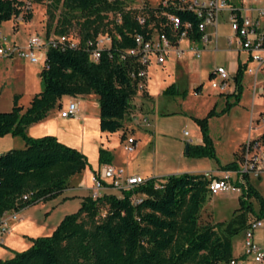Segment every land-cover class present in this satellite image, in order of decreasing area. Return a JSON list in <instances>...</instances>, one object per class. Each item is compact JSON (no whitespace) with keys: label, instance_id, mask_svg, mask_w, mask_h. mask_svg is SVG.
I'll list each match as a JSON object with an SVG mask.
<instances>
[{"label":"trees","instance_id":"trees-1","mask_svg":"<svg viewBox=\"0 0 264 264\" xmlns=\"http://www.w3.org/2000/svg\"><path fill=\"white\" fill-rule=\"evenodd\" d=\"M53 3L55 9L62 8V13L59 18L51 15L47 35L71 36L70 30L76 21L80 25L76 37L80 44L77 49L65 51L49 48L46 66L40 74L41 92L27 108L19 106V96H15L13 109L0 111V139L11 135L22 138L26 144L25 149L0 155V223L5 213L20 212L57 197L68 189L74 176L88 167L92 169L84 154L60 142L56 136L32 138L28 135V129L44 121L57 106L61 110L64 97L98 96L101 132H122V139L125 138L124 120L131 111V100L146 89L139 90L140 79L131 77L144 68L138 56L126 55L124 60L122 56L136 48V35L148 39V25L154 23L160 28L159 23L164 21L162 8L144 7L148 18L140 25L136 15L125 11L118 0H53ZM116 13L121 14V23L109 20V14ZM176 14L182 21H190L194 26L197 23L192 13ZM20 16L26 22L33 17L26 10V2L0 0V26ZM164 32L174 43L169 29L164 28ZM104 34L110 35L112 43L95 64L90 61L87 43ZM200 36L195 29L189 33L191 41L200 40ZM243 70L239 64L235 93L231 94L236 101L241 92ZM200 90L201 86L195 88V94ZM185 93L179 92L175 84L163 92L168 96ZM215 114L211 110L203 119L193 118L200 128L203 145H190L189 156L215 158L207 130V120ZM242 148L243 144L234 152V162L222 171L236 167ZM99 153L100 165L112 163L109 150L101 148ZM235 185L241 189L239 207L227 221L214 224L199 222L209 195V180L203 174L146 179L144 184L125 189L120 195L106 193L97 198L88 195L79 210L67 214L53 234L32 238L31 247L15 251L13 257L0 260V264H226L234 256L232 238L252 219L264 218V197L249 179L242 176ZM137 197L141 199L135 203ZM102 206L107 208L106 215L99 220Z\"/></svg>","mask_w":264,"mask_h":264},{"label":"rangeland","instance_id":"rangeland-1","mask_svg":"<svg viewBox=\"0 0 264 264\" xmlns=\"http://www.w3.org/2000/svg\"><path fill=\"white\" fill-rule=\"evenodd\" d=\"M23 1L30 3L29 7L33 17L28 22L19 17L11 22L3 23L0 32L2 31L7 38L6 45L10 46L15 41L17 45L24 47L32 35L48 36L47 30L51 22V15L56 14L59 18L62 13L61 7L55 9L53 0ZM118 1L125 11L133 12L136 17L145 13L144 7L156 8L159 3V0ZM119 19H121L120 13L109 14V20L118 22ZM55 24L56 21L54 26ZM79 31V23L73 21L70 30L71 37H78ZM53 36L56 35L51 33L47 38ZM227 39L233 41V45L230 47L227 44ZM235 41L236 38L230 31L229 26L221 19L218 26L217 43L215 44L212 39L209 43L210 48L204 50L200 58H194L192 51L184 42L180 44L182 50L180 55L169 54L164 65L160 66L152 63L148 67L149 89L147 88L144 91L145 93L139 91L131 100V111L124 120L123 134L125 138L122 139V133H117L110 134L109 137H104V140L101 141L106 145L103 149L107 150L108 145H111V149H114V146L118 149V160L115 165L124 167L130 174L142 175L143 178L151 175H155L157 178L159 175L174 174L176 172L216 174L222 171V168L234 162V152L248 140L252 120V127L255 130L251 132V135L260 136L263 133L262 129L256 130L258 128L256 123L258 111L264 109L263 98L260 96L262 90L261 75L255 78L254 75L243 72L238 101L231 96L235 93L234 89L231 88L225 93H220L211 88V82L208 79V73L217 66H223L231 78H235L237 64L246 63V55L242 51L238 52ZM250 67L253 68L254 66L251 65ZM44 68V61L31 64L25 59H19L18 61L11 58L0 59V111L10 112L14 107L15 96H19V106L29 107L33 97L42 90L38 70ZM147 79L145 85H147ZM39 80L40 82H38ZM175 81L180 85V90H185L186 93L178 95V97L163 95L164 90ZM201 85L200 93L195 94V88ZM67 100H63L62 103L67 105ZM75 101L79 104L78 115L81 112L89 117V125L94 128L95 123L93 120L96 117V104L99 102L95 99L89 100V98H76ZM81 102L83 103L81 104ZM86 102L90 103L87 110ZM252 106L254 107V113L251 118ZM211 110H214L216 114L208 118L207 130L215 158L191 157L188 155L186 144L203 145L200 128L193 121V118L203 119ZM49 116L55 121L53 127H69L70 122L68 120H77L75 134H67L68 136L65 134L67 136L66 140L69 142L68 146L76 148L84 154L82 152L84 147L82 135L78 134L81 130L76 127L78 124H83L84 120L78 118V116L62 118L59 106L52 110ZM142 118L148 119V127L150 128L145 129L146 127L142 124L134 123L135 120ZM53 130L54 128L50 131ZM129 138L136 140L132 152L125 149ZM8 139L14 140L12 148L8 151L26 148L22 138L8 136ZM1 140L0 147L3 145ZM87 143L98 147L100 152L102 145L97 136L90 138ZM88 153L89 156L84 155L90 165L92 162V165L96 168L93 153ZM88 170L91 169L88 167ZM84 172L74 176L70 180L68 189L64 190L62 194L34 204L18 213H23L28 218L26 230L31 233L29 235L31 244L34 238L53 234L63 218L67 214L78 211L83 198L93 192L89 189H79V186L86 185L88 181ZM249 181L264 197V180L259 181L250 178ZM106 193L121 194L118 190L108 189L106 192L101 191L99 196ZM239 196L240 192L232 190H224L214 194L209 192L201 209L199 222L201 224H214L219 221H227L239 207ZM251 201L254 209H257L256 201L254 199ZM106 209V206H102L99 220L106 215ZM250 216L253 215L250 214ZM262 221L264 224V218ZM52 224H56V227L46 235L44 232L48 231ZM232 246L235 256L241 253L242 232L232 238ZM0 247L2 249L9 248L1 242ZM4 259L7 258H0V260Z\"/></svg>","mask_w":264,"mask_h":264},{"label":"built area","instance_id":"built-area-1","mask_svg":"<svg viewBox=\"0 0 264 264\" xmlns=\"http://www.w3.org/2000/svg\"><path fill=\"white\" fill-rule=\"evenodd\" d=\"M117 1V0H112ZM28 5V6H27ZM30 3H26V10H30ZM162 8L161 15L164 21L159 23L157 28L154 23L148 25L145 39L142 35L134 37L136 42L135 49H129L122 56V60L128 56H138V62L144 68L136 74H131L132 78H139L138 89L145 88L147 79V69L152 64L164 65L169 54L180 55L181 43H186L192 51L194 58L201 57L204 50H208L212 36H216L218 19L225 12L228 16V25L233 36L236 38L235 45L238 52L242 51L246 55V63L242 64L243 72L262 76L260 96L264 102V0H159L158 6ZM156 7V8H157ZM176 12H189L196 16L197 23L194 26L190 21H182ZM23 18V16H20ZM147 14L136 17L140 25H144ZM121 23V19L118 20ZM164 28H168L170 36L175 39L173 43ZM195 29L199 33L200 40L191 41L189 33ZM7 38L0 32V57L12 58L18 57L25 59L31 64L45 62L49 48H55L62 51L66 49L79 48V40L71 36H53L51 38L42 37L38 34L32 35L26 46L21 47L16 44L6 45ZM112 39L109 34L100 35L96 41L87 43V50L90 55V61L97 64L100 62L103 50L110 48ZM230 47L233 41L227 39ZM200 46V48H199ZM241 65V64H240ZM253 65L254 67H250ZM211 88L225 93L228 89L235 88V80L223 66H217L209 75ZM144 82V83H143ZM233 86V87H232ZM79 105L76 101H71L64 105L60 110L62 118H71L78 115ZM145 118L141 121L145 122ZM258 128L263 130L260 136H252L251 132L255 129L251 121L248 140L243 143L240 158L233 170L220 171L216 174L205 173V178L209 180L208 191L211 194L224 190H232L241 193V189L235 185V182L242 176L248 179L254 178L259 181L264 180V109L258 111L256 120ZM187 135V133H185ZM135 140L129 138L126 142V150H134ZM234 176V177H233ZM145 178L137 175H130L124 168L107 165L101 168L94 175V188L92 196L99 197V193L109 187L118 190L120 193L125 189H132L144 184ZM103 183L107 184L104 186ZM158 188V185H156ZM24 198H27L25 196ZM141 198L137 197L135 203ZM9 213V212H8ZM5 213L0 223V240L2 235L10 231L8 219ZM14 212L11 216L16 217ZM264 226L262 219H252L249 225L242 231V251L237 256H233L226 264H264V237L258 240L256 232Z\"/></svg>","mask_w":264,"mask_h":264},{"label":"crops","instance_id":"crops-1","mask_svg":"<svg viewBox=\"0 0 264 264\" xmlns=\"http://www.w3.org/2000/svg\"><path fill=\"white\" fill-rule=\"evenodd\" d=\"M221 19L223 20V22L225 24H227V26H229L228 25L227 13L223 12L220 15V17L218 19V26H219V22L221 21ZM3 25L4 24H2L1 26H3ZM218 26H217V32H216L217 35L216 36H212L213 34H211L212 32H210V35H211L212 39L214 40L215 44L217 43V40H218ZM11 44H16L17 45V43L15 41H13ZM2 58H4V57H0V59H2ZM11 59H14V60L18 61L21 58L12 57ZM238 66H239V64H237L235 72H237ZM211 71L208 73V79H209V75L211 74ZM41 72H42V70H38L39 74H41ZM147 78L149 79V77H148V69H147ZM148 79H147V85H145V89L148 88ZM234 80H235V78H234ZM38 82H40V80ZM172 84H175L178 87L179 92L185 91V90H182V91L180 90V88H179L180 85H178V83L176 81L174 83H172ZM235 85H236V82H235ZM201 87H202V85H201ZM235 89H236V86L234 88V91H235ZM37 91H39V90H37ZM166 96H168V95H166ZM171 97H178V95L171 96ZM76 98H89V100L95 99L96 101L99 102V98L96 95L77 96V97L66 96V97H64L62 99V101L65 100V99H68L67 103H69L71 101H75ZM82 103L83 102H81V104ZM89 105H90V103L86 102V110L88 109ZM78 112H79V110H78ZM253 113H254V107L252 106L251 118L253 117ZM77 116H78V118H82L84 120L83 124H80V125L78 124L76 126V127H79L78 130H81L80 133L78 132V134L82 135V141L84 142L83 143L84 147L82 149V152L84 154H87L88 156H89L88 152H92L93 155H94V159L96 160V163H95L96 168L94 167V165H92L93 163L91 162L92 169L91 170L87 169L84 172L88 181H87L86 185L79 186V189H89V190L93 191V188H94V173L93 172L96 173L99 170H101L102 167L107 166V165L121 167V168H124V167L119 166V165H115V162H117V160H118V149L115 148V146H114V149H111V147H110L111 145H108L109 147H107V150L111 151L112 154H113L112 163L105 164V165H100L98 147L88 145V143H87V141L90 138H92L94 136H97L100 139V143L102 145L101 148H105L106 147L105 143H102L101 141L104 140V137H109L110 134L109 133H103L100 130V104L99 103L96 104V117L93 120L94 123H95L94 128H92L89 125L90 118L87 117L84 113L80 112L79 115H77ZM68 121L70 122V126L69 127H64V128H61V127H58V126L57 127H53V124L55 123V121L50 116H48L44 121L31 126L28 129V135L30 137H32V138H41V137H44V136H47V135H52V136H56L60 142L66 144V145H69V142L66 139H67V136L69 134H72V135L75 134L74 133L75 132V124H77V120L76 119H71V120H68ZM134 123L142 124L144 127H146L145 129L150 128V127H148L149 126L148 125V119H146L145 122L141 121V119H138V120H135ZM52 128H54V130L50 131ZM118 133H122V132H118ZM65 134L66 135L68 134V135L66 136ZM115 134H117V133H115ZM8 136H11V135H8ZM8 136H6L4 138H1L2 139L1 141L3 142V145H1V147H0V154L3 153L4 151L6 152V151H8V150H10L12 148L11 146H12V143L14 142V140L13 139L9 140ZM134 137H135V135H134ZM13 138H19V137H13ZM69 138H70V136H69ZM189 145H190V143H189ZM127 173L130 174L128 171H127ZM179 174H183V172H176L173 175H179ZM194 174H202V173L201 172H195ZM130 175L140 176L139 174H130ZM168 175H172V174L159 175V177H157V178H162V177H165V176H168ZM144 178L145 179H150V178H156V176L155 175H151V176H146ZM108 189H111V188L105 187L102 190V192H106V190H108ZM88 195H92V192L90 194H88ZM13 213L14 212H9L8 215L6 216V218L8 219V225L10 227V231L8 233L2 235V237H1L2 239L0 240V242L3 245H7L9 248L8 249H2L0 247V258H11V257L14 256L15 251H23V250L27 249L28 247H30V245H32L31 244V240L29 239V235H31V233L28 230H26V226L28 225V218L25 217V215L23 213L22 214H18L19 212H16L17 213L16 217H12L11 215ZM49 213H51V212H49ZM62 217H64V216H62ZM57 223H59V222H57ZM55 227H56V224H52L50 226V229H49V226H48L49 230L44 232V233H46V235H48ZM262 237H264V226H263L262 229H259L256 232V238L258 240L262 239Z\"/></svg>","mask_w":264,"mask_h":264},{"label":"water","instance_id":"water-1","mask_svg":"<svg viewBox=\"0 0 264 264\" xmlns=\"http://www.w3.org/2000/svg\"><path fill=\"white\" fill-rule=\"evenodd\" d=\"M188 147H189V144H186V149H188Z\"/></svg>","mask_w":264,"mask_h":264}]
</instances>
